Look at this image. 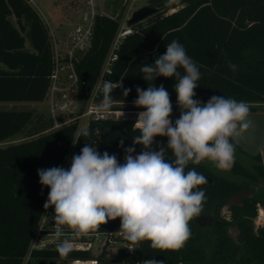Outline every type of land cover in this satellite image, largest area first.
Wrapping results in <instances>:
<instances>
[{
    "label": "trees",
    "instance_id": "obj_1",
    "mask_svg": "<svg viewBox=\"0 0 264 264\" xmlns=\"http://www.w3.org/2000/svg\"><path fill=\"white\" fill-rule=\"evenodd\" d=\"M172 0H148L146 6L156 12L146 21L137 23L135 32L122 43L111 80L121 79L122 87L112 91V100L134 102L137 87L149 85L168 91L172 111H181L177 103L175 77H156L152 82L143 78L141 67L154 64L166 53L173 40L185 48L200 71L196 100L206 103L212 96L243 101L249 113H257L264 104V0H181L182 7L164 15ZM15 20V22L13 21ZM118 19L99 16L94 29L93 45L78 64L91 87L102 67L111 42L118 29ZM34 51L25 48L26 37ZM0 101H44L53 70L52 46L48 28L34 7L26 0H0ZM235 65L233 71L229 65ZM183 74V69H178ZM125 89H130L124 95ZM87 92V90H85ZM52 120L34 109L0 110V264H21L32 235L47 202L50 188L40 183L38 169L60 167L77 132V124L44 132ZM99 135H94L95 130ZM88 135L81 134L79 146L94 144L97 151L115 155L119 164L125 163L126 149L133 155L144 151L134 144L140 132L131 122L106 121L93 123ZM17 135L24 140L8 141ZM7 143V144H6ZM5 144V145H3ZM168 137H154L152 150H166V162L175 157L168 150ZM235 162L224 175L205 163L191 162L185 172L195 169L211 178L200 186L205 193L201 213L213 217L209 227L200 228L190 221V238L177 250L153 249L149 241L134 243L137 253L128 259H154L165 264H264L261 246L264 226L255 230L259 205H264V163L261 156L250 157L234 147ZM248 158L241 161L238 157ZM243 188L253 189L255 197L244 198L231 213L217 215L225 201ZM121 226L119 218L109 220L98 230ZM235 229L236 237L231 233ZM87 256L79 252L62 253L47 250L35 253V264Z\"/></svg>",
    "mask_w": 264,
    "mask_h": 264
},
{
    "label": "clouds",
    "instance_id": "obj_2",
    "mask_svg": "<svg viewBox=\"0 0 264 264\" xmlns=\"http://www.w3.org/2000/svg\"><path fill=\"white\" fill-rule=\"evenodd\" d=\"M229 67L236 69L235 65ZM141 72L148 82L158 76L176 78L180 118L173 125L172 104L163 85L157 88L151 84L147 90L137 87L138 98L133 103L146 109L137 114L134 124L140 135L133 137V143L143 145L141 154L133 156L135 149H126L121 165L115 155H101L96 146L86 144L79 155L73 156L69 170L38 169L41 185L50 188L44 208L54 207L52 219L58 238L64 236L65 227L78 237L119 218L126 240L149 241L153 249H180L191 236L190 221L202 211L205 193L199 187L207 183L194 168L185 172L186 166L207 159L222 171L233 167L234 141L250 126L247 104L224 96H212L206 103L194 99L201 74L176 40L166 45V53L157 56L154 64L143 65ZM116 87L122 85L103 83L97 112L110 110ZM129 91L125 89L124 95ZM82 135H88V130L84 129ZM156 136L168 137L167 148L175 157L171 162L165 160V149L152 150ZM58 248L68 252L67 240ZM143 264L162 262L149 260Z\"/></svg>",
    "mask_w": 264,
    "mask_h": 264
},
{
    "label": "built area",
    "instance_id": "obj_3",
    "mask_svg": "<svg viewBox=\"0 0 264 264\" xmlns=\"http://www.w3.org/2000/svg\"><path fill=\"white\" fill-rule=\"evenodd\" d=\"M26 1L44 20L52 46L53 70L45 98L49 108L47 116L52 120V127L44 132L71 123L77 124V132L61 165V168L69 170L73 156L79 155L84 147L79 146L84 129L90 128L93 123L106 121L131 122L134 127L137 114L146 111L135 106L133 102L113 101L107 113L97 112V107L103 99V83L105 81L122 83L121 79L111 80V76L122 43L135 32L134 26L137 23L129 25L128 21L134 12L141 8L138 7L140 0H103V4L99 0H82V7L70 19L69 25L59 29L54 28L45 17L38 0ZM181 7V0H172L164 15L173 14ZM99 16L118 19L119 26L96 80L90 87L86 76L79 73L78 64L93 45L94 29ZM94 135H99V130L96 129ZM260 208L259 206L258 213ZM54 215V207L43 209L21 264H35L37 262L35 253L58 251V245L64 240H67L70 252H79L87 256L56 261L58 264H143L144 261L154 260L150 258L131 260L125 257V254L130 256L136 254L137 246L124 238L119 227L95 230L78 237L65 227L64 236L58 238L55 234L56 225L52 219ZM257 220L260 225H264V221L259 220V215ZM129 248L134 250L130 251Z\"/></svg>",
    "mask_w": 264,
    "mask_h": 264
},
{
    "label": "rangeland",
    "instance_id": "obj_4",
    "mask_svg": "<svg viewBox=\"0 0 264 264\" xmlns=\"http://www.w3.org/2000/svg\"><path fill=\"white\" fill-rule=\"evenodd\" d=\"M82 0H38V4L45 15V17L51 22L54 28H62L67 25H69L70 19L80 10L82 7ZM101 4H103V0H99ZM148 3V0H140L138 2V7H144ZM15 22V20L13 19ZM24 35L26 37V45L25 48L29 51H34L33 47L30 44V41L27 37V34L24 32ZM0 69L8 70V66L0 62ZM258 112L257 113H264V104L258 105ZM142 108V107H141ZM9 109H34L37 113H42L47 116V112L49 110L48 103L46 100L41 102H7V101H0V110H9ZM181 111H172V114L170 116L173 125L175 124V121L180 118ZM24 140L23 135H17L14 138L10 139L8 143H17ZM7 144V143H6ZM5 145V144H3ZM205 164H208L213 168L215 171L224 174V175H231L229 171H222L218 169L215 164L209 160H205ZM259 209V208H257ZM258 216V210L257 215L255 218V224L254 228L255 230H258L261 226L259 224V221L257 220ZM231 233L234 237H236L237 232L235 229L231 230Z\"/></svg>",
    "mask_w": 264,
    "mask_h": 264
},
{
    "label": "water",
    "instance_id": "obj_5",
    "mask_svg": "<svg viewBox=\"0 0 264 264\" xmlns=\"http://www.w3.org/2000/svg\"><path fill=\"white\" fill-rule=\"evenodd\" d=\"M156 12L154 7L144 6L134 12L132 18L128 21L129 25L136 24ZM247 122L249 123V128L243 132L238 141H234V147L238 148L242 153L250 156L256 157L261 156L264 161V113H249ZM207 183L201 185L205 186L211 182V178H206ZM253 195L252 191L241 190L232 197L228 198L222 205L218 216L224 217L227 215L232 207H237L244 196L251 197ZM195 222L201 226H210L213 222L212 217L205 215H199L194 218ZM261 252L264 257V244L261 246ZM40 264H58L56 261L41 262Z\"/></svg>",
    "mask_w": 264,
    "mask_h": 264
},
{
    "label": "flooded vegetation",
    "instance_id": "obj_6",
    "mask_svg": "<svg viewBox=\"0 0 264 264\" xmlns=\"http://www.w3.org/2000/svg\"><path fill=\"white\" fill-rule=\"evenodd\" d=\"M238 158H239L241 161H244V160H246V159L248 160V158H243L242 156H239ZM261 159H262V157H261ZM204 162H206V161H205V160L202 161V163H204ZM262 162L264 163L263 159H262ZM241 190H249V191H252V193H253V195H252L251 197L244 196V197L242 198V201H243L244 198L252 199V198L255 197V191H254L253 189L243 188V189H241ZM241 190H240V191H241ZM240 191H238V192H240ZM238 192H236V193H238ZM236 193H235V194H236ZM235 194H233V195H235ZM233 195H232V196H233ZM232 196H231V197H232ZM229 198H230V197H229ZM241 203H242V202H241ZM241 203H240V204H241ZM240 204H239V205H240ZM239 205H238V206H239ZM259 206L261 207L260 210H261L262 208H264V205H259ZM259 206H258V208H259ZM221 207H222V206H221ZM232 208H233V207H232ZM232 208H231V209H232ZM220 209H221V208H220ZM220 209H219V211H220ZM231 209H230V211H229L228 214L231 213ZM257 210H258V209H257ZM260 210H259V213H260ZM219 211H218V213H219ZM218 213H217V215H218ZM259 213H258V215H259ZM228 214H227V215H228ZM200 215L208 216V215H206V214H204V213H200ZM225 216H226V215H225ZM208 217H210V216H208ZM212 218H213V217H212ZM194 221H195V220H194ZM195 223H196V222H195ZM212 223H213V222H212ZM196 224H197L200 228H204V227L206 228V227H209V226H206V225H205V226H201V225H199L198 223H196ZM263 226H264V225H263ZM263 226H261V227H263Z\"/></svg>",
    "mask_w": 264,
    "mask_h": 264
},
{
    "label": "bare ground",
    "instance_id": "obj_7",
    "mask_svg": "<svg viewBox=\"0 0 264 264\" xmlns=\"http://www.w3.org/2000/svg\"><path fill=\"white\" fill-rule=\"evenodd\" d=\"M259 220H260V221H264V208H262V209L260 210V213H259Z\"/></svg>",
    "mask_w": 264,
    "mask_h": 264
}]
</instances>
